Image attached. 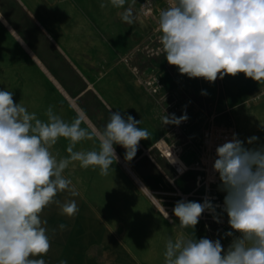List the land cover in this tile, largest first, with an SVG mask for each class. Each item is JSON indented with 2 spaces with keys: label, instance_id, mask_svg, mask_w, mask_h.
Segmentation results:
<instances>
[{
  "label": "rangeland",
  "instance_id": "1",
  "mask_svg": "<svg viewBox=\"0 0 264 264\" xmlns=\"http://www.w3.org/2000/svg\"><path fill=\"white\" fill-rule=\"evenodd\" d=\"M101 3L108 6L101 8ZM129 6L135 17L147 20L148 31L138 26L136 18L123 22L119 15L123 9L112 7L108 0H0V17L7 22L0 20V90L11 91L15 103H23L42 121L52 106L68 123L84 114L81 127L103 129L111 110L142 119L139 127L150 133L130 161L125 159V149L115 145L118 160L107 176L100 175L99 168H82L79 162L65 170L79 200L94 205L104 235L87 248H58L54 226L46 225L51 247L47 255L37 257L46 264L67 258L72 260L68 264H142L144 256L148 264H164L167 239H175L181 231L197 240L219 239L227 250L234 237L226 235L233 231L222 212L226 193L219 190L220 180L212 168L216 147L230 141L234 133L245 146H264L261 104L229 102L226 76L212 83L203 81L208 97L201 102L183 101L185 89L180 82L169 87L178 95L174 103L164 98L165 87L160 96L150 92L145 82L153 75L163 80L155 67L168 64L157 31L159 12L168 0H128L125 8ZM140 28L156 33L145 37ZM165 113L176 117L186 113L188 118L179 125H164ZM220 120L223 127H218ZM199 127L201 135L194 133ZM252 136L259 139L248 145ZM161 139L178 153L188 168L185 173H178L159 151ZM68 144L61 137L51 150L59 154L58 159L66 158ZM98 148L93 139L81 141L75 150ZM182 199L200 203L208 199L218 207L215 213L205 211L194 229L180 230L172 210ZM214 215H219V223Z\"/></svg>",
  "mask_w": 264,
  "mask_h": 264
},
{
  "label": "clouds",
  "instance_id": "2",
  "mask_svg": "<svg viewBox=\"0 0 264 264\" xmlns=\"http://www.w3.org/2000/svg\"><path fill=\"white\" fill-rule=\"evenodd\" d=\"M108 3L123 9L119 12L123 22L136 18L131 6L125 8L128 0ZM157 23L160 50L181 74L212 83L243 73L264 83V0H168ZM45 116L47 120L42 121L23 103H15L11 91L0 90V264H46L36 258L47 255L51 247L47 220L41 216L44 209L55 204L67 217L79 211L75 199L63 203L55 199L64 191L79 195L64 175L70 164L99 168L100 175L107 176L118 160L115 145L125 149V159L130 161L140 141L150 136L139 127L142 119L120 111L110 110L103 129L81 127L83 115L68 123L52 106ZM187 118L186 113L180 117L165 113L161 119L164 125H179ZM61 137L69 141L68 156L58 159L51 149ZM93 139L98 150H75L81 141ZM258 139L252 136L247 144ZM215 152L212 168L220 180L219 190L226 193L222 212L233 230L226 235L234 238L225 250L219 239L197 240L181 231L175 239H167L164 264H264V146H245L234 133ZM216 207L208 199L203 203L182 199L172 211L183 230L194 229L201 215L215 213ZM213 219L220 222L219 215ZM59 228L64 230L66 225Z\"/></svg>",
  "mask_w": 264,
  "mask_h": 264
},
{
  "label": "crops",
  "instance_id": "3",
  "mask_svg": "<svg viewBox=\"0 0 264 264\" xmlns=\"http://www.w3.org/2000/svg\"><path fill=\"white\" fill-rule=\"evenodd\" d=\"M138 26L141 27L139 24ZM141 31L145 35V37H149L156 33L151 32L150 34H148L142 29ZM155 69L163 77L165 89L167 92V94L164 95V98H166V100H168L169 102L174 103L176 97L178 96L177 93L173 91V89H169V87H172L173 85L175 86L176 82L184 84L185 90L182 96L184 99L183 101L185 102H201L203 100V97H208V91L202 88L204 86L203 78H189L187 75L181 74L177 67L168 64L164 66L158 65L157 67H155ZM226 78L229 84L228 101L237 104L258 102L261 104L260 107L262 108L263 112L262 118L264 119V83L253 81L251 78H246L243 73H239L236 76L226 75ZM199 114L202 117L203 112H200ZM217 117H220V115H218ZM217 124H219L218 127H223L222 121L217 122ZM194 133L201 135L203 134V129L199 127L195 130ZM129 171L134 178L137 176L131 169H129ZM64 175L66 176L65 173ZM55 199L61 201L62 203L66 200L75 199L79 209L78 213L75 216L67 217L60 213L57 205L51 204L46 207L41 214L42 219L47 220V225L54 226L56 238L59 240L58 242H56V246L58 248L67 249L68 247L73 246L87 248L90 246H94L97 242H100L102 234L104 235V228H102V226L96 220V211L92 203L87 200H79L78 196L73 197L67 191L58 193ZM60 224L66 225V228L64 230H61L59 228ZM146 258L147 257L144 256L143 260L145 261L142 264H148L146 262ZM62 260L72 262V260L68 258Z\"/></svg>",
  "mask_w": 264,
  "mask_h": 264
},
{
  "label": "bare ground",
  "instance_id": "4",
  "mask_svg": "<svg viewBox=\"0 0 264 264\" xmlns=\"http://www.w3.org/2000/svg\"><path fill=\"white\" fill-rule=\"evenodd\" d=\"M150 12V11H149ZM137 15V14H136ZM137 23L144 28V30L148 31L150 29V25L147 22V20L143 16H136ZM3 21H6L3 19ZM24 43V42H23ZM84 115V114H83ZM157 148L159 151L163 154V156L176 168L180 173H185L188 168H186V165L184 162L179 158V155L176 151L172 150L170 146L167 145V143L164 140H160L157 143ZM177 171V172H178ZM136 181L139 184H142L140 179L136 176ZM146 189V188H145ZM150 191V190H149ZM148 193V192H147ZM151 196V195H150ZM152 197V196H151ZM154 197V196H153ZM154 202L157 204V206L167 215V212L164 210V208L158 203L159 201L154 198Z\"/></svg>",
  "mask_w": 264,
  "mask_h": 264
},
{
  "label": "built area",
  "instance_id": "5",
  "mask_svg": "<svg viewBox=\"0 0 264 264\" xmlns=\"http://www.w3.org/2000/svg\"><path fill=\"white\" fill-rule=\"evenodd\" d=\"M145 83L148 86L150 92L152 94H154L155 96H160L164 87H165L164 81L162 80L161 77H159L157 75L150 76L148 78V81ZM197 166H199V164H197ZM177 171H178V169H177ZM178 173H180V172L178 171Z\"/></svg>",
  "mask_w": 264,
  "mask_h": 264
}]
</instances>
